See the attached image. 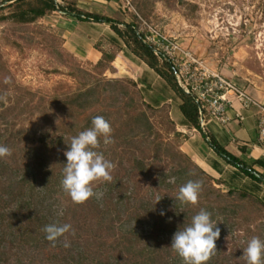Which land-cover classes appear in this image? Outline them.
Instances as JSON below:
<instances>
[{
    "label": "trees",
    "instance_id": "obj_1",
    "mask_svg": "<svg viewBox=\"0 0 264 264\" xmlns=\"http://www.w3.org/2000/svg\"><path fill=\"white\" fill-rule=\"evenodd\" d=\"M5 8L9 10L3 14ZM0 11L1 20L18 24L31 23L53 12L76 22L107 24L113 33L110 39L123 46L125 54L133 55L152 69L176 95L179 111L205 137L209 147L247 176L264 182V174L253 168L257 165L264 169L263 158H256L248 165L200 127L198 104L178 86L174 66L154 53L136 23L80 9L76 0H5L0 2ZM128 82L136 86L135 82ZM112 84H118L123 95L128 94L122 81ZM96 90V84H88L70 94L40 95L34 103L33 99H26L18 113H14L10 98L5 103L0 96V145L11 151L10 156L0 158V264H181L180 256L169 247L171 238L177 229L190 224L201 209L211 213L222 236L224 227L235 223L233 218L241 206L230 201L234 195L240 202L254 197L264 206L260 199L243 189L221 192L211 184L205 193L208 199L195 204L176 200L180 186L190 180L199 179L201 186L204 178L220 184L179 150L178 155L187 162L185 166L177 164L169 173H153V186L163 190L157 198L140 192L137 183L131 187L127 184L134 173L142 178L149 176L151 165L158 157L145 163L144 158L133 155L126 174L116 175L111 181L93 182L97 183L94 188L91 185L93 193L99 189V196L94 194L83 203H74L61 186L63 163H66L63 153L71 138L90 128L92 118L103 113H90L84 123L64 121V129L60 131L54 122L57 118L54 106L60 103L85 111L90 103L99 100ZM135 118L142 127L133 138L146 136L150 125L145 112L139 111ZM93 150L105 156L111 148H106L100 138ZM161 210L165 215H160ZM51 223L69 224L71 229L50 242L42 229ZM66 243L69 246L65 247ZM220 254L216 249L207 262H213Z\"/></svg>",
    "mask_w": 264,
    "mask_h": 264
},
{
    "label": "rangeland",
    "instance_id": "obj_2",
    "mask_svg": "<svg viewBox=\"0 0 264 264\" xmlns=\"http://www.w3.org/2000/svg\"><path fill=\"white\" fill-rule=\"evenodd\" d=\"M114 1V8L119 9L128 22L136 23L140 33L144 35L149 26L177 41L208 69L232 80L264 104V0ZM76 5L81 6L79 0H76ZM95 6L99 7V3ZM8 10L5 8L0 14H6ZM67 32L79 40L86 38L89 41L97 30L91 24L71 22L58 12L27 24L0 19L2 100L7 103V98H10L14 113H18L26 99H33L34 103L40 95L61 96L88 84H96L99 100L90 103L85 111L55 104L57 129H64V121L84 123L90 113H103L112 129V143L105 145L111 150L104 156L114 164L111 177L126 174L133 155L144 158L145 163L158 157L151 165L149 176L142 178L134 173L127 184L131 187L137 183L140 192L157 198L163 190L153 186V173H169L177 164H187L177 153L178 150L182 152L179 148L182 137L171 119V108L179 103V99L171 91L172 100L168 104L161 107L153 105L134 79L123 70L115 72L111 64L112 50H105L106 56L96 64H83L79 55L67 47ZM113 81L126 84L128 94L123 95L119 85L112 84ZM128 81L135 82L136 86ZM139 111L145 112L150 129L145 131L146 136L133 138V134L139 133L142 127L135 118ZM65 126L67 128L68 125ZM249 132L255 141L256 130ZM203 181L197 202L209 198L205 193L210 184L221 192L227 191L209 179L204 178ZM96 185L92 183L93 188ZM100 193L96 189L94 194L99 196ZM234 196L230 201L241 204L233 218L235 223L224 227L223 235L215 241L221 254L207 264H246L242 250L247 241L254 236L264 240V206L254 197L240 202Z\"/></svg>",
    "mask_w": 264,
    "mask_h": 264
},
{
    "label": "crops",
    "instance_id": "obj_3",
    "mask_svg": "<svg viewBox=\"0 0 264 264\" xmlns=\"http://www.w3.org/2000/svg\"><path fill=\"white\" fill-rule=\"evenodd\" d=\"M79 3L81 4L79 7L83 10L105 14L128 22L125 15L119 9L114 8V4H116L114 0H79ZM97 3H99V7L95 6ZM87 24L95 26L97 30L95 35L93 34L94 37L89 38V41L86 38L79 40L78 37H72L67 32V37H69L67 47L72 53L79 55L83 64H96L102 56H106L105 50H112L111 64L115 72L120 73L123 70L127 76L134 79L137 85L145 90L147 98L153 105L161 107L172 100L171 90L152 69L133 55L125 54L124 47L110 39L113 33L107 24L93 22ZM177 105L178 103L171 108V119L182 137L180 150L205 173L220 181L219 185L223 189H243L260 199L264 204V182L247 176L240 169L218 156L209 147L205 137L187 123ZM226 115L229 117L227 124L210 121L204 128L205 133L248 165L256 158L264 159L261 148L256 145V140L253 141L249 132L256 130L254 109H244L238 103L233 102V108L227 109ZM253 168L264 174L263 168L257 165H253Z\"/></svg>",
    "mask_w": 264,
    "mask_h": 264
},
{
    "label": "clouds",
    "instance_id": "obj_4",
    "mask_svg": "<svg viewBox=\"0 0 264 264\" xmlns=\"http://www.w3.org/2000/svg\"><path fill=\"white\" fill-rule=\"evenodd\" d=\"M111 132L109 122L103 116H95L91 120V127L72 137L67 145L63 153L66 163H63L61 186L74 203H83L94 195L91 187L94 181H111L110 172L114 164L93 150L98 147L100 138L103 144H111ZM10 155V149L0 145V158ZM200 189L199 181L190 180L180 186L176 200L195 204ZM160 215H165L163 210ZM216 225L211 213L201 209L191 218L190 224L174 232L169 247L183 259L184 264H207L216 250L215 241L220 236V229ZM70 229L69 224L51 223L45 225L42 231L46 240L55 242ZM242 252L246 264H264V240L259 237L248 240Z\"/></svg>",
    "mask_w": 264,
    "mask_h": 264
},
{
    "label": "built area",
    "instance_id": "obj_5",
    "mask_svg": "<svg viewBox=\"0 0 264 264\" xmlns=\"http://www.w3.org/2000/svg\"><path fill=\"white\" fill-rule=\"evenodd\" d=\"M143 39L153 47L155 54L162 55L174 66L178 86L198 104V120L203 130L210 121L227 124L229 117L226 111L233 108V102L244 109L253 108L256 145L261 148L264 157V104L261 101L256 100L232 80L208 69L177 41L169 39L155 29L147 26ZM235 113L238 115L236 110Z\"/></svg>",
    "mask_w": 264,
    "mask_h": 264
}]
</instances>
